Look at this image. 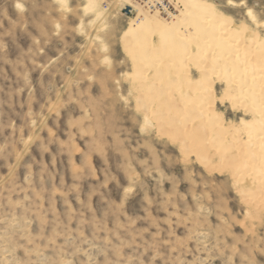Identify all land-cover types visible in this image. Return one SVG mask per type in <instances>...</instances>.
<instances>
[{"label": "rangeland", "instance_id": "obj_1", "mask_svg": "<svg viewBox=\"0 0 264 264\" xmlns=\"http://www.w3.org/2000/svg\"><path fill=\"white\" fill-rule=\"evenodd\" d=\"M202 1L264 36V0ZM137 7L158 9L0 0V264H264V168L238 173L241 149L259 155L260 143L244 149L242 130L215 147L183 105L187 83L208 73L226 125L251 120L246 102L222 97L231 64L194 42L128 50Z\"/></svg>", "mask_w": 264, "mask_h": 264}, {"label": "bare ground", "instance_id": "obj_2", "mask_svg": "<svg viewBox=\"0 0 264 264\" xmlns=\"http://www.w3.org/2000/svg\"><path fill=\"white\" fill-rule=\"evenodd\" d=\"M176 2L181 3L183 9L180 14L174 16H171L172 14L169 13L171 18L167 21L161 16L162 11H160L159 9L152 11L154 13H149V11H146L144 13V11H141L142 9H139L137 7L138 14L140 15L139 20H133L130 26L124 30L121 36V41L123 42L122 44L128 50H133V47L137 49L138 47L150 44L149 46L157 48V51L161 49L165 50L166 48V50L171 49L170 51L172 52L173 50L177 49V44L182 45L186 43V45H188L187 42H194L196 44L195 47L199 56H206L208 51L211 49L213 51H215L216 49L219 50L218 52L216 51V56L213 55L215 59L214 61H212V63L217 62V64L220 65L221 63L225 62L227 64H231V70H228V72L230 71L228 75L230 79L228 80V83H226L227 90L222 97L229 96V100L233 101L235 105L236 103L238 104L241 101L246 102L249 105L251 113L253 114V118L251 120L243 118L241 125L239 124V127L232 123L226 125L224 113L219 111L216 107V98H218V96L216 94L215 87L213 85L211 86L209 84L210 82H208L210 78L208 76V73H202V77L194 82L197 83L196 88L199 90L198 92L193 88L195 87L193 86L194 83L188 80L189 82L187 83V86L190 88H187L188 90L191 89L192 91L186 98H184L183 96V105L185 110H190L188 113L196 112V114H193L194 116H192V118L189 120V126L191 127V129L196 125H204V127L206 126L208 129L207 134H209L207 141L210 142L213 140L214 146H222V149L226 148L224 147L225 144L222 145L224 143L223 140H225L223 136L228 133L230 135V138H238L239 135L242 134V130L247 133L248 137L246 143H243L245 142L243 141L242 144H239L241 146L244 145V149L247 147V144L250 147H254L256 144L260 143L262 151H260L261 153L258 152L259 155H255V152H253L254 150L251 152L250 150L246 151L241 149L242 151H244V153L242 154V158L244 157L243 155L247 154L245 155L247 158L245 159L244 164L248 167L247 169L245 168V166L241 170L238 169V173L240 174V176L251 175L250 177H248L251 178L253 177L252 175L254 174V172L257 171L258 164L262 166V169L264 168V145L262 144V142L264 141V36L251 31L245 24H236L232 18L227 19L225 17V13L219 11L217 8L206 3L205 1L176 0ZM127 5L133 8L135 7L130 2L127 3ZM249 11H251L252 13L250 18L255 20V14L251 9H249L248 12ZM99 14H102V11H99ZM96 15L98 14L96 13ZM183 28L187 30H193L194 36L187 35L184 32ZM246 35L249 37V45L246 44L247 48L244 49L246 47L243 46V44H245ZM197 39L199 41H196ZM151 47H149V49H147V46L144 47L146 49L145 52L143 50L144 48H141L143 50H141V54L144 52V54L148 56L147 53L151 51ZM147 50L149 51L147 52ZM153 51L155 50H152V52ZM149 54H151V52ZM143 56L145 55H142L141 59H143ZM138 60L140 59H137V61ZM210 60H212V58L209 59V61ZM218 67L219 66H217V68ZM222 67L220 69H222ZM176 73H178V69ZM190 79L192 80L193 78ZM185 91L187 92V90ZM187 94L188 93H186V95ZM195 97H200V99L196 100L194 99ZM175 117V115L174 117L172 116L173 119ZM197 118L198 120L196 121L195 119ZM186 119L188 120L189 117L186 116ZM182 124H184L183 121ZM241 126L243 127L241 128ZM226 156L227 152L225 151V153L221 157L222 159H224ZM256 175L255 178H257ZM261 177H264V175L261 174ZM258 179L260 181L263 180L260 177ZM253 186H255V183Z\"/></svg>", "mask_w": 264, "mask_h": 264}, {"label": "built area", "instance_id": "obj_3", "mask_svg": "<svg viewBox=\"0 0 264 264\" xmlns=\"http://www.w3.org/2000/svg\"><path fill=\"white\" fill-rule=\"evenodd\" d=\"M140 2L147 4V7H150L151 9L158 8L163 13H166L169 15V13H172V9L169 4H166L163 0H139ZM123 9L126 11L125 14H132L134 12V8L128 5H125Z\"/></svg>", "mask_w": 264, "mask_h": 264}, {"label": "snow or ice", "instance_id": "obj_4", "mask_svg": "<svg viewBox=\"0 0 264 264\" xmlns=\"http://www.w3.org/2000/svg\"><path fill=\"white\" fill-rule=\"evenodd\" d=\"M229 2H231V0H229ZM243 7H244L243 0H241V10H243ZM248 15L249 16L252 15L251 11L248 12ZM260 259H261V262H264V253L261 254Z\"/></svg>", "mask_w": 264, "mask_h": 264}]
</instances>
